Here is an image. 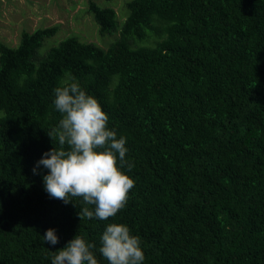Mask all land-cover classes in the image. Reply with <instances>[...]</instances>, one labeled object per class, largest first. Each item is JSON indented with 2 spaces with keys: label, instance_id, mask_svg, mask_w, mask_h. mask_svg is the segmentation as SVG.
<instances>
[{
  "label": "trees",
  "instance_id": "trees-1",
  "mask_svg": "<svg viewBox=\"0 0 264 264\" xmlns=\"http://www.w3.org/2000/svg\"><path fill=\"white\" fill-rule=\"evenodd\" d=\"M117 22L89 1L106 48L54 27L0 42V264H51L76 235L98 251L107 224L139 236L143 264H264V0H128ZM75 78L126 138L135 181L114 218L49 197L37 162ZM54 147H59L54 144ZM90 209L93 206H88ZM54 229L59 242L44 243Z\"/></svg>",
  "mask_w": 264,
  "mask_h": 264
},
{
  "label": "clouds",
  "instance_id": "clouds-1",
  "mask_svg": "<svg viewBox=\"0 0 264 264\" xmlns=\"http://www.w3.org/2000/svg\"><path fill=\"white\" fill-rule=\"evenodd\" d=\"M74 79L70 77L69 82L54 89L53 105L61 118L47 131L53 148L43 154L33 174H38L36 169L41 165L49 170L43 182L50 198L66 205L74 204V199L82 200L85 206L78 212L80 221H108L127 205L135 181L122 169L131 171L134 165L126 159V138H117L98 101ZM42 241L54 246L59 239L55 230L49 229ZM100 245L98 251L108 264H143L145 260L140 237L131 234L126 225L107 224ZM95 247L76 235L64 248L53 252L51 264H98Z\"/></svg>",
  "mask_w": 264,
  "mask_h": 264
},
{
  "label": "rangeland",
  "instance_id": "rangeland-1",
  "mask_svg": "<svg viewBox=\"0 0 264 264\" xmlns=\"http://www.w3.org/2000/svg\"><path fill=\"white\" fill-rule=\"evenodd\" d=\"M89 1L99 7H111L117 22L126 14L124 5L128 0H0V42L15 46L21 31L54 27V33L44 38L40 53L67 36H74L80 42L93 43L104 49L115 34L98 32L87 9Z\"/></svg>",
  "mask_w": 264,
  "mask_h": 264
}]
</instances>
